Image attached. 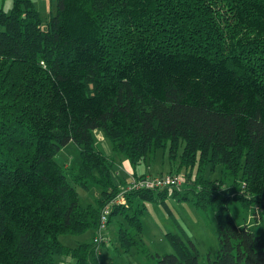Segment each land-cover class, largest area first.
I'll list each match as a JSON object with an SVG mask.
<instances>
[{
    "label": "trees",
    "instance_id": "obj_1",
    "mask_svg": "<svg viewBox=\"0 0 264 264\" xmlns=\"http://www.w3.org/2000/svg\"><path fill=\"white\" fill-rule=\"evenodd\" d=\"M55 1L45 28L32 0L0 8V264H101L106 242L93 237L102 208L130 177L158 175H119L97 148L96 130L133 170L163 148L179 157L186 188L171 196L215 216L218 248L208 264H264V234L236 225L229 212L247 200L264 213V0ZM69 142L80 159L70 179L99 186L95 206L80 205L55 161ZM208 166H221L222 177L205 179ZM123 196L106 230L115 216L125 219L116 232L124 253L199 264L172 214L181 232L165 234L173 253L144 245L139 204L166 207L167 190ZM88 230L91 240L75 247L59 240Z\"/></svg>",
    "mask_w": 264,
    "mask_h": 264
},
{
    "label": "rangeland",
    "instance_id": "obj_2",
    "mask_svg": "<svg viewBox=\"0 0 264 264\" xmlns=\"http://www.w3.org/2000/svg\"><path fill=\"white\" fill-rule=\"evenodd\" d=\"M55 0H53V8L55 7ZM3 3V8L8 11L12 5V1L0 0V5ZM50 1L40 5L42 28L46 27V22L54 10H49ZM10 6V7H9ZM93 136L97 148L101 153L109 158H114L115 167L120 171L122 167V173H125V169H129L126 164L127 160L125 157L115 155L112 152L110 142L103 138L101 133L96 130L93 131ZM168 148L158 150L154 159L151 161L147 158L140 164L136 165L135 170L140 172L151 173L150 175L168 174L173 172V175H178L184 178L186 170L177 171L179 168V157L171 159L168 157ZM181 150H179L178 155ZM55 161L64 169L67 175V181L75 188L79 196V203L85 207L88 205L95 206L97 200L100 198L101 189L95 184H89L88 189H84L79 185L73 183L70 179L68 172L73 171L79 165V150L78 147L73 143L69 142L65 146L61 147L55 155ZM122 165V166H121ZM131 165H129L130 167ZM132 168V167H131ZM133 169V168H132ZM117 173V172H116ZM123 177L126 174H122ZM197 176V169L194 168L191 173L192 180H195ZM203 177L207 180H216L222 177V167L216 166L213 170L210 166L204 167ZM127 178V176L125 177ZM185 180V179H184ZM232 181L226 182V187L231 185ZM185 187V181L181 190ZM186 188V187H185ZM228 190L224 191L225 195ZM184 194L186 192H180ZM187 196L191 199L192 193L188 192ZM181 195L178 194L176 197H172L168 194V198L165 200L164 207L159 201H151L140 203L139 206H144V213L141 217L142 222V239L146 248L151 252H157L159 254H170L173 253L172 246L166 238V233H177L180 234L179 228L174 223L173 217L178 222L179 226L186 231L188 237L191 239L195 248L198 251L199 264H208L207 256L213 259L218 248V240L216 236V220L212 209L201 210L200 208L193 205L192 202L185 199H180ZM187 199V198H186ZM229 212L236 225L242 226L249 224L250 227L260 234H264V213L261 211L260 216L256 207L247 200H239L231 202L229 204ZM171 214L173 217H171ZM255 216L258 217V221H254ZM119 222L126 225V221L122 217H114L107 230L105 236L107 238L106 243L101 246L98 260L101 264H154L153 260H147L136 249L132 248L129 253H124L119 245L117 239V229ZM257 222V226H254ZM126 227V226H125ZM94 234L93 230H88L81 235H69L63 234L59 236V240L64 245L75 247L81 243L89 242ZM56 264H74V261L70 257L56 258Z\"/></svg>",
    "mask_w": 264,
    "mask_h": 264
},
{
    "label": "built area",
    "instance_id": "obj_3",
    "mask_svg": "<svg viewBox=\"0 0 264 264\" xmlns=\"http://www.w3.org/2000/svg\"><path fill=\"white\" fill-rule=\"evenodd\" d=\"M184 178L173 174L152 176H138L130 177L128 185L122 192L117 195L112 201H110L106 206H104L100 213L99 228L94 234L93 241L98 246L101 243H105L107 238L105 236V231L107 227L108 217L110 214L111 206L113 205H126L125 198L123 194L126 191H140V190H167L168 194L171 195L173 191H180L182 185L184 184ZM99 249L97 250V252Z\"/></svg>",
    "mask_w": 264,
    "mask_h": 264
},
{
    "label": "crops",
    "instance_id": "obj_4",
    "mask_svg": "<svg viewBox=\"0 0 264 264\" xmlns=\"http://www.w3.org/2000/svg\"><path fill=\"white\" fill-rule=\"evenodd\" d=\"M9 2L10 1H12V0H8ZM50 1V7H49V10H51L53 7V0H49ZM32 2L34 3V5H35V7H36V9L39 11V13H40V11H41V8H40V5L41 4H43V3H46L47 2V0H32ZM10 7V6H9ZM11 7H12V5H11ZM11 7L8 9V11H6V9H4L3 8V3H2V5H0V8L1 9H3L5 12H9L10 10H11ZM54 9H55V7H54ZM54 9H52V10H54ZM129 162H127V164H126V166L129 168V169H125V173H122L121 171H122V167H121V169H120V171H119V175H121L122 176V174H126V176H130L133 172L134 173H136L137 175H150L151 173H144V172H140V173H138L136 170H133L132 168H131V166L129 167ZM122 166V165H121ZM125 176V177H126ZM124 177V178H125Z\"/></svg>",
    "mask_w": 264,
    "mask_h": 264
}]
</instances>
